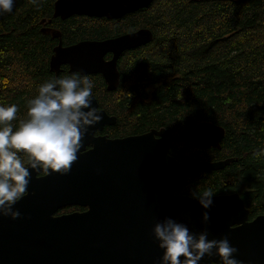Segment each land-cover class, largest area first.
<instances>
[{
  "label": "trees",
  "instance_id": "obj_1",
  "mask_svg": "<svg viewBox=\"0 0 264 264\" xmlns=\"http://www.w3.org/2000/svg\"><path fill=\"white\" fill-rule=\"evenodd\" d=\"M55 1L16 0L11 13L0 14V105L18 106L12 123L25 118L38 85L55 77L49 59L58 41L41 33L42 20L52 22L63 46L146 28L151 42L118 60L116 90L89 76L99 108L116 118L107 133L123 138L165 128L169 154L179 162L235 158L223 170L189 177L174 194L238 193L249 220L264 215V158L253 155L264 148V0H153L117 20L64 21L52 18ZM202 122L224 129L220 150L197 141ZM73 210L83 208L57 214Z\"/></svg>",
  "mask_w": 264,
  "mask_h": 264
},
{
  "label": "water",
  "instance_id": "obj_2",
  "mask_svg": "<svg viewBox=\"0 0 264 264\" xmlns=\"http://www.w3.org/2000/svg\"><path fill=\"white\" fill-rule=\"evenodd\" d=\"M152 1L56 0L52 18L117 20L149 7ZM41 33L59 40L49 59L50 72L58 76L60 67L67 65L68 74L78 70L100 74L108 92L120 83V55L152 40L146 28L70 46H63L60 33L52 28L43 26ZM107 54L112 55L110 60H105ZM92 106L99 107L96 98ZM101 111L103 119L89 129L83 154L78 153L71 171L40 178L31 173L28 195L14 205L21 217L0 216V264H159L163 252L152 229L165 217L185 223L191 232L206 228L208 239L227 235L244 264H264V215L249 220L238 193L213 196L207 210L193 197L174 194L189 177L223 170L235 158L179 162L169 154L170 131L165 128L123 138L93 137L91 133L116 123L114 116ZM194 134L204 147L220 150L221 126L202 122ZM71 207L83 210L57 214ZM204 211L209 215L207 224L202 222ZM212 259L219 264L218 257ZM199 264L210 262L205 257Z\"/></svg>",
  "mask_w": 264,
  "mask_h": 264
},
{
  "label": "clouds",
  "instance_id": "obj_3",
  "mask_svg": "<svg viewBox=\"0 0 264 264\" xmlns=\"http://www.w3.org/2000/svg\"><path fill=\"white\" fill-rule=\"evenodd\" d=\"M16 0H0V14L11 13ZM37 3V0H33ZM94 82L82 70L62 77H52L38 85L37 94L27 101V112L18 124V106L0 105V216L16 220L21 217L14 205L28 195L31 173L36 178L51 173L67 175L82 155L81 148L89 129L103 119L101 109L93 107ZM94 137L95 132L91 133ZM253 155L264 158V148ZM211 189L194 195L207 210L213 204ZM207 211L202 222L207 224ZM163 254L159 264H199L207 257L210 264H244L237 258L238 249L227 235L208 239L207 229L199 233L174 218L157 221L152 229ZM182 258V259H181Z\"/></svg>",
  "mask_w": 264,
  "mask_h": 264
},
{
  "label": "flooded vegetation",
  "instance_id": "obj_4",
  "mask_svg": "<svg viewBox=\"0 0 264 264\" xmlns=\"http://www.w3.org/2000/svg\"><path fill=\"white\" fill-rule=\"evenodd\" d=\"M73 17H85V18H88V19H98V20H101V19H105V18H93V17H87V16H73ZM72 18V17H71ZM123 18V17H122ZM53 19H59V20H61L60 18H53ZM66 20V19H65ZM61 21H64V20H61ZM52 22H50V23H48L47 21L44 23V27H49L50 26V24H51ZM47 25V26H46ZM49 28H51V27H49ZM55 30V29H54ZM57 41H59L58 39H57ZM56 41V42H57ZM133 50V49H132ZM127 51H129V50H127ZM126 52V51H125ZM124 53V52H123ZM122 53V54H123ZM121 54V55H122ZM121 55H120V57H121ZM111 57H112V55L111 54H107L106 56H105V60H110L111 59ZM117 64H118V62H117ZM64 69H65V71H64ZM117 69H118V67H117ZM63 72H66V74L68 75V66L67 65H63V66H61L60 67V72H59V74H61V73H63ZM58 74V75H59ZM53 75L55 76V74L53 73ZM89 76H98L100 79H101V82H102V84H103V87H104V89L106 90V83H105V81H104V78L102 77V75H100V74H94V75H89ZM55 77H58V76H55ZM107 91V90H106ZM107 128H109V127H105L104 129H103V131L102 132H96L95 133V136H106L107 138H109V139H115V138H120V137H112V136H110L109 135V133H107ZM86 149H88V147L86 148ZM182 187V186H181ZM73 211H75V210H73ZM73 211H71V212H73ZM258 216V215H257ZM250 218V217H249ZM255 218V217H254ZM253 218V219H254ZM252 220V219H251Z\"/></svg>",
  "mask_w": 264,
  "mask_h": 264
},
{
  "label": "bare ground",
  "instance_id": "obj_5",
  "mask_svg": "<svg viewBox=\"0 0 264 264\" xmlns=\"http://www.w3.org/2000/svg\"><path fill=\"white\" fill-rule=\"evenodd\" d=\"M145 46V45H144Z\"/></svg>",
  "mask_w": 264,
  "mask_h": 264
}]
</instances>
